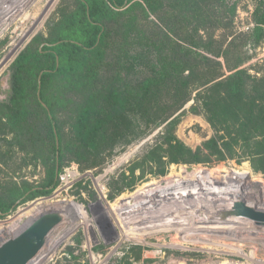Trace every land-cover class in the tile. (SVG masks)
<instances>
[{
  "label": "trees",
  "instance_id": "trees-1",
  "mask_svg": "<svg viewBox=\"0 0 264 264\" xmlns=\"http://www.w3.org/2000/svg\"><path fill=\"white\" fill-rule=\"evenodd\" d=\"M169 1H175L172 8L179 6L176 17H189L193 19L194 25L200 20L198 12L205 5H223L226 2ZM163 2L164 0H79L78 9L58 24L53 37L44 40L35 55L24 51L15 58L11 67L12 92L6 114L8 120L16 125L27 121L25 104L29 81L24 78L26 64L33 56L51 59L47 69L37 71L35 85L38 89L37 103L46 115L58 155L51 179L44 184L26 188L19 196L21 202L51 192L56 185L55 176L63 159L75 160L84 171L101 167L118 146L125 148L130 140L122 139V136L130 127V113H138L147 121L150 120L145 133L154 131L166 122L143 157V161H154L157 164L159 174H164L169 164L201 163L212 156L222 162L235 158L239 151L252 160L255 170L264 173V75H250L245 69L238 68L240 62H229L227 48H223L222 44L216 49H209L207 42L202 40V35L190 42L194 48L222 57L224 67L231 71L228 75L223 72V65L219 61L178 44L173 46L171 57L159 55L155 46L148 41H134V47H131V29L135 25V19L131 17L126 23L127 29L123 37L128 39V47L121 52V57L114 64L110 75L112 81L105 82L101 74L106 54V33L102 20L116 14V9L129 4L126 10L141 7L145 15L156 14L162 9ZM160 22L163 23V19ZM202 60L207 64L215 61L213 63L217 65V71L203 73ZM54 76L63 77L68 91L83 99V103L77 104L73 111L76 116L71 141H67L58 127L53 100L44 97L45 83ZM194 91L196 95L192 108L202 113L216 131V134L196 148L175 137L177 120L170 119L191 99ZM112 94L115 97L126 95V99L117 105L110 98ZM161 101L163 106L159 107ZM63 103L68 105L72 100L67 99ZM15 207L16 203H12L3 209L0 202V217Z\"/></svg>",
  "mask_w": 264,
  "mask_h": 264
},
{
  "label": "rangeland",
  "instance_id": "rangeland-1",
  "mask_svg": "<svg viewBox=\"0 0 264 264\" xmlns=\"http://www.w3.org/2000/svg\"><path fill=\"white\" fill-rule=\"evenodd\" d=\"M2 1L4 7H0V14H4L14 0ZM50 1L29 0L23 9L10 14L0 24V64L5 63L0 72V202L3 204V209L16 203L15 209L0 217V231L12 226V230H17L16 233H18L21 225L27 226L38 215L49 213L52 209L49 207L50 203L51 205L58 204L53 206L57 210V207L61 209V205L63 208L67 203L68 205L74 203L77 206L79 202L85 205L88 215H91L89 203H96L91 206L92 211L95 212L104 199L114 200L120 195L127 194L137 186L164 175L171 166V164L167 165L166 172L159 174L154 161H143L148 147L154 142L157 132L166 122L154 131L145 133L150 120L147 121L138 113H130L128 115L130 127L128 132L122 136V139L130 140L125 148L118 146L101 167L84 171L80 169V165L75 160H68L64 157L55 176L56 185L51 192L44 196L27 198L21 202L19 196L26 188L44 184L51 179L55 159L58 156L57 145L51 134L46 115L37 103L38 89L35 85L37 71L47 69L51 64V59L33 56L25 66L24 78L29 81L25 104L27 121L16 125L8 120L6 114L12 92L13 70L11 67L15 58L24 51L35 55L41 43L53 37L58 24L79 7V0H57L44 14ZM173 3L175 1L164 0L159 12L148 15L144 14L141 7L126 10L129 4L116 9V14L102 20L106 33L104 41L106 54L105 66L101 74L106 83L112 81L113 78H110V75L114 64L121 52L128 47L126 45L128 39L123 37L127 29L126 23L131 17L135 19V25L131 29L133 36L131 47H134V41H148L155 46L159 55L171 57L173 46L178 44L182 48H191L204 57L219 61L223 65L225 75L230 74L231 71L224 67L225 62L222 57H215L190 45L192 39H199L198 36L202 35V40L207 42L209 49H216L220 44L223 48L226 47L229 62H240L239 69H245L250 75H264V0H226L223 5H205V8L198 12L201 16L195 25L193 19L189 17L186 19H183L184 16L176 17L179 6L174 9L171 7ZM162 19L163 23L160 22ZM29 28L33 30L28 35V39L13 59L9 58L11 56L9 51L14 49L11 46L12 43ZM202 62L203 73L209 70L217 71L218 67L215 63L210 61L207 64L203 60ZM43 92L45 98L53 100L58 127L67 141H71L74 136L76 116L73 111L77 104L83 103V99L68 91L65 80L61 76L48 79ZM113 95L110 98L114 99L117 105L126 99V95L118 97ZM195 95L196 91L192 93L191 99L170 118L177 120L175 137L192 148H196L216 134L204 115L192 108ZM95 96H98V93H95ZM67 99H71L72 103L68 105L63 103ZM161 106H163L162 101L159 103V107ZM232 160L239 164L247 162L253 172L257 173L255 176L264 179V173L255 170L252 160L242 151H239L235 158L224 161ZM219 162L215 156H212L201 163L213 165ZM68 172H74V175L68 178L69 182H66L61 178ZM99 187H102L104 197L101 196ZM38 205H44L43 209L37 213L28 212L22 215L23 212L34 210ZM3 231L0 232L1 237L16 234ZM146 249L148 248L140 245H130L122 264H149L150 258L144 256ZM67 253L70 257L63 256V260L69 264H80L82 260L87 261L83 253L76 254L71 247L67 248ZM256 256L260 260L264 259V254L258 253ZM252 264H257V260Z\"/></svg>",
  "mask_w": 264,
  "mask_h": 264
},
{
  "label": "built area",
  "instance_id": "built-area-1",
  "mask_svg": "<svg viewBox=\"0 0 264 264\" xmlns=\"http://www.w3.org/2000/svg\"><path fill=\"white\" fill-rule=\"evenodd\" d=\"M256 174L233 160L173 163L157 179L104 199L95 212L89 203L91 215L79 202L86 217L60 211L47 245L27 264H69L68 247L86 256L80 264H119L130 245L148 248L149 264H264L256 258L264 254V226L233 212L237 202L264 211V179Z\"/></svg>",
  "mask_w": 264,
  "mask_h": 264
},
{
  "label": "water",
  "instance_id": "water-1",
  "mask_svg": "<svg viewBox=\"0 0 264 264\" xmlns=\"http://www.w3.org/2000/svg\"><path fill=\"white\" fill-rule=\"evenodd\" d=\"M264 226V211L237 202L233 209ZM61 220L60 213H42L15 235L0 243V264H27L42 247L48 232Z\"/></svg>",
  "mask_w": 264,
  "mask_h": 264
},
{
  "label": "bare ground",
  "instance_id": "bare-ground-1",
  "mask_svg": "<svg viewBox=\"0 0 264 264\" xmlns=\"http://www.w3.org/2000/svg\"><path fill=\"white\" fill-rule=\"evenodd\" d=\"M27 1H29V0H14L13 2H12V5H10V7H6L5 9H6V11H4V14H0V24L2 23V22H4V20L10 15V14H12V13H15V11L17 12V10H20V9H23V7L25 6V4H26V2ZM57 0H51L50 2H48V5H47V7H46V9H45V11H44V14H46V12L49 10V8H51L52 6H53V4L56 2ZM6 2V1H5ZM4 5V2L2 1V0H0V7L1 6H3ZM4 7V6H3ZM4 10V9H3ZM1 11V10H0ZM33 29L32 28H29V30H27V31H24L23 32V34H21V37H19V39H17L16 41H14L13 43H12V45L11 46H13L14 47V49L12 48V50L11 51H9V54H11V56H9V58H11V59H13V57L16 55V53L19 51V49L23 46V44L25 43V41L28 39L27 37H28V35H30V32L32 31ZM8 57V56H7ZM10 60V59H9ZM9 63V62H8ZM7 64V63H6ZM4 65H5V63H1L0 64V72H1V70L3 69V67H4ZM101 188V189H100ZM99 190H100V193H101V196L103 197L104 195H102V187H99ZM60 205H61V203H59ZM56 205H58V204H52L51 205V203H50V205H49V207L50 208H52L51 209V211L52 212H57V213H60V211L62 212H66L67 210L69 211V212H79L80 213V217H86V214L84 213V210H83V208H82V206L81 205H75L74 203H70L69 205H68V203L66 204V206L63 208L62 207V205H61V209H58V208H60V207H57V210H56V207H54L53 208V206H56ZM44 205H38L37 206V208H35L34 210H29V211H26V212H23V214L22 215H24V214H26V213H28V212H30L31 214L34 212V213H37L38 211H40V210H42ZM56 210V211H55ZM50 211V212H51ZM16 224V223H15ZM14 224V225H15ZM13 225V226H14ZM25 226L24 225H21L19 228H18V230L20 229V231L24 228ZM4 230V231H3ZM3 230L1 229V231H3L4 233H16L17 232V230H12V226L11 227H7V228H3ZM51 230H52V228H51ZM0 231V232H1ZM50 232V231H49ZM49 232H48V234H49ZM48 234H47V236H46V238H45V241L43 242V244H42V247L44 246V245H47V243H45L46 241H48L47 239H48ZM1 240H2V237L0 236V242H1ZM42 247L38 250V252H37V254L36 255H38V253L39 252H41V250H42ZM48 253L49 252H47L46 253V256L48 255ZM45 256V257H46ZM255 257V256H254Z\"/></svg>",
  "mask_w": 264,
  "mask_h": 264
}]
</instances>
